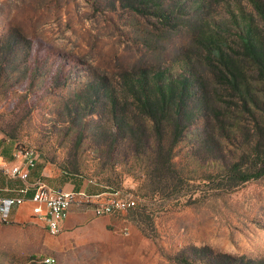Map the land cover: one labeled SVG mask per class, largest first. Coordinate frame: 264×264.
I'll return each mask as SVG.
<instances>
[{
  "label": "rangeland",
  "instance_id": "obj_1",
  "mask_svg": "<svg viewBox=\"0 0 264 264\" xmlns=\"http://www.w3.org/2000/svg\"><path fill=\"white\" fill-rule=\"evenodd\" d=\"M253 1L264 9V0H0V133L34 151L38 166L134 202L94 215L79 207L89 205L87 189L54 236L25 202L0 222V264H264V177L233 187L223 176L252 162L264 108V82L233 22L242 12L264 37ZM226 61L240 91L220 76ZM179 73L186 100L202 99L203 110L185 112L172 170L155 172L171 122L157 145L128 86Z\"/></svg>",
  "mask_w": 264,
  "mask_h": 264
},
{
  "label": "trees",
  "instance_id": "obj_2",
  "mask_svg": "<svg viewBox=\"0 0 264 264\" xmlns=\"http://www.w3.org/2000/svg\"><path fill=\"white\" fill-rule=\"evenodd\" d=\"M259 13L264 17V9L259 4L253 1ZM254 6V7H255ZM158 16L165 17V13L156 11ZM239 23L236 17L233 15V22L237 25V38L242 48V56L252 61L256 66V72L258 79L264 82V37L260 33L254 23L246 17L242 12L239 16ZM205 34V33H204ZM205 39L211 43L214 38L210 34L205 35ZM223 60V59H222ZM228 63V64H227ZM226 67V73L220 76L226 82L230 88L235 91L241 90V79L240 73L236 70L234 63L226 61L223 63ZM131 82L128 86L130 92L129 98L136 104L137 108L141 110L149 119L153 126V130L156 135L157 145L162 143L163 130L162 127L167 121L170 120L172 126V132L170 133L171 140L169 142V148L167 149L165 158L160 162L157 169L155 166L153 171L172 170L170 151L171 147L175 145L181 134L182 129V116L185 112H191L197 114L203 110V101L198 99L194 104L190 105L186 100L185 93L189 89L188 79L181 76L179 73L177 76L170 77L162 74H154L148 81L144 75H140L138 78ZM105 98L108 99L110 106L114 107L115 97L110 93L105 94ZM112 117L115 119L113 113ZM119 120H123L119 117ZM115 121V120H114ZM119 127V126H118ZM116 128V124L113 126ZM255 128L258 135V141L253 148V152L249 155L253 157L251 163L248 160H239L229 165L224 173L225 179L234 187L244 184L250 180H258L264 177V152H260L261 148L264 147V108L258 119L255 120ZM7 138V137H6ZM6 140L0 139V157L6 161H12L13 155L18 151L14 140L8 138ZM163 149L162 145L160 146ZM160 152H158L159 154ZM157 153L155 154L156 162ZM161 156L158 155V159ZM154 159L151 164H154ZM159 177V175H156ZM207 180L209 176L203 177ZM110 194L117 193L110 191Z\"/></svg>",
  "mask_w": 264,
  "mask_h": 264
},
{
  "label": "built area",
  "instance_id": "obj_3",
  "mask_svg": "<svg viewBox=\"0 0 264 264\" xmlns=\"http://www.w3.org/2000/svg\"><path fill=\"white\" fill-rule=\"evenodd\" d=\"M15 161L8 166L0 164V174L8 179L25 182L29 170L34 167L36 153L30 149L16 151L13 155ZM32 191L27 199L28 191ZM10 192L11 196H0V222L6 223L13 210L25 202L32 204L31 213L40 220L49 235H56L60 230V224L65 219L69 206L74 198L83 194L62 192L60 190L47 189L39 180L32 186L21 184ZM84 198V197H83ZM81 198V199H83ZM89 198H92L91 201ZM95 197H86L89 211L94 215H109L123 212L134 206L131 197H122L118 193L110 194L103 201H97ZM89 199V200H88ZM43 264H52L53 259L47 257L41 261Z\"/></svg>",
  "mask_w": 264,
  "mask_h": 264
},
{
  "label": "crops",
  "instance_id": "obj_4",
  "mask_svg": "<svg viewBox=\"0 0 264 264\" xmlns=\"http://www.w3.org/2000/svg\"><path fill=\"white\" fill-rule=\"evenodd\" d=\"M0 139L8 141L7 140L8 138L4 137L1 133H0ZM14 161H15V159H13L12 161H6L2 157H0V164H3L5 166L10 165ZM69 176L70 175L66 174L63 171H60L57 169H52L48 166H43V165L38 166V164L35 161L34 167L29 170L27 179L23 183L18 181V180L8 179L4 175L0 174V184L2 181H7L9 184V185H7V184L3 185L2 184V186L0 188V192H4L6 194H4V195L0 194V196H11V195H13L12 192H10V190L14 189V187H11L12 184L14 183V181L17 182L19 184V186L21 184H26V185L32 186L34 181H36V180H39L42 183V185H44L47 189H50V190H60L62 192H72L74 194H79L81 192L86 193L85 190L89 189L91 191V193L88 192L87 194H90V195H92V197H95V200H97V201H103V199H105L106 196L110 195L109 191H106L107 188H105V190H104L103 187H101L100 185H93V187H91V186H88L87 184H83L82 182L80 184L79 181H77L75 179H71V178H69ZM7 187H9V188H7ZM31 193H32L31 190L28 191L27 196H26L27 199H29ZM71 207H72V205L69 206L68 211L70 210ZM79 207L84 209L85 211H87V208H89V206H85V205L79 206ZM67 223H68V220H67V222L62 221L60 224V230Z\"/></svg>",
  "mask_w": 264,
  "mask_h": 264
}]
</instances>
